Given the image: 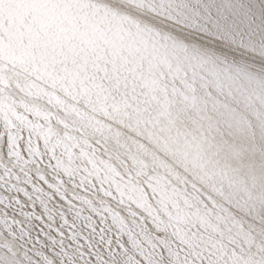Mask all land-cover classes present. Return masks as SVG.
<instances>
[{
  "label": "bare ground",
  "instance_id": "1",
  "mask_svg": "<svg viewBox=\"0 0 264 264\" xmlns=\"http://www.w3.org/2000/svg\"><path fill=\"white\" fill-rule=\"evenodd\" d=\"M0 139V264H264V0H0Z\"/></svg>",
  "mask_w": 264,
  "mask_h": 264
},
{
  "label": "rangeland",
  "instance_id": "2",
  "mask_svg": "<svg viewBox=\"0 0 264 264\" xmlns=\"http://www.w3.org/2000/svg\"><path fill=\"white\" fill-rule=\"evenodd\" d=\"M3 143V139H0V144ZM24 174H28L29 176H31V180L32 182H36L39 187H41L42 189L49 191L54 197H56L57 199H59V197L63 196V194L61 193V188H65L66 189V193H68V183L66 182L65 178L63 177H59L56 176V178H58V182L54 179H51L50 174L47 172H43V170H38L37 172H24ZM30 179L27 180V182H30ZM0 191L3 192L5 194V196L8 198V203L9 205L17 211H24L25 213L29 214L32 217V220L34 221V223H36L37 225L42 224V221L40 219H37L34 215H35V211H34V207L30 206V205H26L23 202L25 199V196H23L18 190L12 189L11 185H9V182L6 179H2L0 177ZM71 193V192H69ZM72 196L74 197L75 195L73 193H71ZM66 198L68 199L69 203L72 204L74 206V208H76L77 206H79L82 203V200H77L69 195H65ZM89 197V196H88ZM78 198V197H77ZM90 198V197H89ZM85 203L87 204V201H85ZM89 203H93V201H89ZM112 211L115 212V216L118 218V220L122 217V213L123 210L121 208L118 207H111ZM87 210V211H86ZM85 212L82 215H77L76 219L81 222V223H85L86 222V217L89 215V208H86ZM101 219L102 220H109V216L107 215L106 212H101ZM121 216V217H120ZM87 228H91L92 226L89 225L87 223ZM48 227V226H47ZM34 235V234H32ZM32 235H28L27 233H25L24 231H20V234L17 233L16 235L13 236V238L16 240L17 243H21L26 245V247L29 250V253L35 256H43L41 255L35 246H36V242L38 241L36 239V236H32ZM96 241L99 242V244L106 246V240L100 235L97 234L96 236ZM46 242V241H44ZM50 244L48 242H46V250H49V246ZM46 250H43L45 252H47ZM57 254L60 256V258L63 260L64 264H81L78 263L70 258H66V253L63 250H57ZM130 261L127 259H122V261L120 262V264H132L129 263ZM189 264H197L194 262H191Z\"/></svg>",
  "mask_w": 264,
  "mask_h": 264
}]
</instances>
